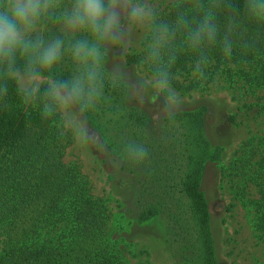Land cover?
I'll return each instance as SVG.
<instances>
[{
  "label": "trees",
  "instance_id": "obj_1",
  "mask_svg": "<svg viewBox=\"0 0 264 264\" xmlns=\"http://www.w3.org/2000/svg\"><path fill=\"white\" fill-rule=\"evenodd\" d=\"M233 39L230 59L219 46L210 50L209 79L220 73L250 88H263L264 29L241 19ZM253 40L254 48L242 47ZM140 57L130 53L127 65H135ZM194 59L190 52L178 53L172 68L175 87L201 86L180 80L184 74L191 76ZM130 88L128 83L106 87L111 103L102 104L91 122L108 143L112 161L119 157L120 171L139 186L136 222L167 218V243L180 246L182 260L220 264L210 206L202 191L206 163L218 161L222 153L206 135L207 108L182 111L175 121H160L157 129H150V113L125 102ZM121 137L144 143L148 159L129 164L121 152ZM66 147L57 123L43 120L36 108L26 110L10 89L7 106H0V264H126L106 239L111 221L106 202L93 194L78 166L66 163ZM261 152L254 174L260 187L258 229L264 237V139ZM246 164L240 160L239 165Z\"/></svg>",
  "mask_w": 264,
  "mask_h": 264
},
{
  "label": "clouds",
  "instance_id": "obj_2",
  "mask_svg": "<svg viewBox=\"0 0 264 264\" xmlns=\"http://www.w3.org/2000/svg\"><path fill=\"white\" fill-rule=\"evenodd\" d=\"M167 6L165 15L159 0H0V106L12 89L26 110L55 121L60 136L105 154L110 147L91 116L111 103L106 87L128 83L139 106L152 104L161 122L175 121L185 105L173 84L178 53L194 54L191 76L207 81L210 50L219 46L230 59L241 19L264 29V0H167ZM135 37L144 43L133 82L125 60ZM242 47L252 49L255 41ZM191 95L198 98L199 89ZM121 152L131 165L149 156L144 143L128 137H121Z\"/></svg>",
  "mask_w": 264,
  "mask_h": 264
},
{
  "label": "rangeland",
  "instance_id": "obj_3",
  "mask_svg": "<svg viewBox=\"0 0 264 264\" xmlns=\"http://www.w3.org/2000/svg\"><path fill=\"white\" fill-rule=\"evenodd\" d=\"M159 3L163 13L168 12L167 0ZM143 43L141 37H135L130 53L142 55ZM114 55L110 56L109 63ZM125 67L134 82V65H127L125 60ZM180 80L186 85L197 82L187 74ZM205 83H208L206 87ZM175 88L185 97L182 111L207 108L206 135L214 147L222 149L218 161L206 163L202 178L219 263L264 264V237L258 229L260 187L255 180L257 173L254 174L263 149L264 87L250 88L219 73L212 80L201 82L198 88ZM194 89L200 91L198 98L191 95ZM130 93L125 102L129 107H139ZM142 107L153 117L150 129H157L160 117L156 107L149 103ZM65 137V161L78 166L90 182L93 194L106 202L111 217L106 239L116 245L125 263L192 264L180 258L179 245L167 243V218L160 216L145 223L136 222L139 186L114 165L111 158L115 156L111 152L105 154L98 147L81 145L71 136ZM250 159L251 164L247 165ZM240 160L246 164L244 167L239 165ZM3 248L0 238V252Z\"/></svg>",
  "mask_w": 264,
  "mask_h": 264
}]
</instances>
